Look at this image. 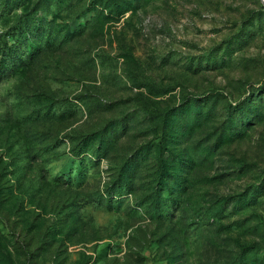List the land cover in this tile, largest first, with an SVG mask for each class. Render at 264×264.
I'll return each instance as SVG.
<instances>
[{
	"label": "rangeland",
	"instance_id": "rangeland-1",
	"mask_svg": "<svg viewBox=\"0 0 264 264\" xmlns=\"http://www.w3.org/2000/svg\"><path fill=\"white\" fill-rule=\"evenodd\" d=\"M24 23L0 264H264L263 0H0V62Z\"/></svg>",
	"mask_w": 264,
	"mask_h": 264
},
{
	"label": "trees",
	"instance_id": "trees-1",
	"mask_svg": "<svg viewBox=\"0 0 264 264\" xmlns=\"http://www.w3.org/2000/svg\"><path fill=\"white\" fill-rule=\"evenodd\" d=\"M31 27L29 24L24 23L22 26H20L19 31L17 32V39H15L13 45L10 47L5 46L2 53V59L0 62V71L7 76H10L11 72H17L19 69V65L22 64L20 61V54L19 50L21 49L22 45H26L27 41L25 36L27 34H30Z\"/></svg>",
	"mask_w": 264,
	"mask_h": 264
},
{
	"label": "water",
	"instance_id": "water-1",
	"mask_svg": "<svg viewBox=\"0 0 264 264\" xmlns=\"http://www.w3.org/2000/svg\"><path fill=\"white\" fill-rule=\"evenodd\" d=\"M263 2H264V0H263Z\"/></svg>",
	"mask_w": 264,
	"mask_h": 264
}]
</instances>
